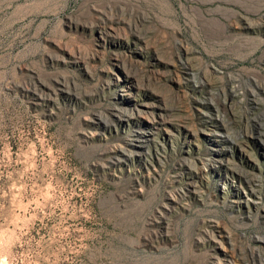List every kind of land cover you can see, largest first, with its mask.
Segmentation results:
<instances>
[{"label":"rangeland","instance_id":"374dc122","mask_svg":"<svg viewBox=\"0 0 264 264\" xmlns=\"http://www.w3.org/2000/svg\"><path fill=\"white\" fill-rule=\"evenodd\" d=\"M0 264H264V0H0Z\"/></svg>","mask_w":264,"mask_h":264},{"label":"bare ground","instance_id":"6f19581e","mask_svg":"<svg viewBox=\"0 0 264 264\" xmlns=\"http://www.w3.org/2000/svg\"><path fill=\"white\" fill-rule=\"evenodd\" d=\"M125 97V96H124ZM117 118V117H116ZM135 136V135H134ZM135 141L141 142L143 145H147L151 141V137L148 133H143V137L136 138ZM130 147V146H129ZM139 152V151H138ZM122 154V153H121ZM142 155V154H141ZM122 156V155H121ZM125 156V155H123ZM127 156V155H126ZM132 157V155H131ZM127 158V157H126Z\"/></svg>","mask_w":264,"mask_h":264}]
</instances>
